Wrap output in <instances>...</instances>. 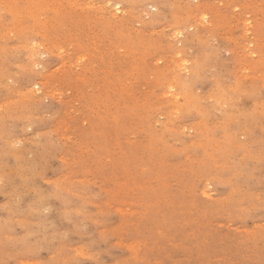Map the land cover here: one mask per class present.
I'll list each match as a JSON object with an SVG mask.
<instances>
[{"label":"rangeland","instance_id":"1","mask_svg":"<svg viewBox=\"0 0 264 264\" xmlns=\"http://www.w3.org/2000/svg\"><path fill=\"white\" fill-rule=\"evenodd\" d=\"M0 264H264V0H0Z\"/></svg>","mask_w":264,"mask_h":264},{"label":"bare ground","instance_id":"2","mask_svg":"<svg viewBox=\"0 0 264 264\" xmlns=\"http://www.w3.org/2000/svg\"><path fill=\"white\" fill-rule=\"evenodd\" d=\"M260 27V26H259ZM262 45V44H261ZM263 48V47H262ZM85 55V54H84ZM49 86V85H48ZM122 159V158H121ZM123 160V159H122ZM121 163H122V161H121ZM126 183V182H125ZM136 185V184H135ZM146 186V185H145ZM144 187V186H143ZM193 236V235H192ZM234 247H235V245H234ZM239 252V251H238ZM214 262V261H213ZM219 263V262H218Z\"/></svg>","mask_w":264,"mask_h":264}]
</instances>
